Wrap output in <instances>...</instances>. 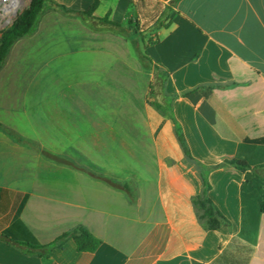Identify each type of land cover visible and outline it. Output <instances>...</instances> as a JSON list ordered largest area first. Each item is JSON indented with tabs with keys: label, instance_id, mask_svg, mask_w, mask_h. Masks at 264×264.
Segmentation results:
<instances>
[{
	"label": "crops",
	"instance_id": "0c3cea01",
	"mask_svg": "<svg viewBox=\"0 0 264 264\" xmlns=\"http://www.w3.org/2000/svg\"><path fill=\"white\" fill-rule=\"evenodd\" d=\"M53 1L88 11L95 0ZM153 1H176L170 27L145 49L169 73L164 89L179 96L172 110L193 157L250 166L209 175L231 229L207 231L198 219L201 173L170 117L149 105L155 67L133 58L139 34L46 8L0 70V264H212L233 239V256L264 264V145L247 142L264 138V0ZM95 15L142 17L132 0H99ZM89 173L132 182L137 203ZM77 226L102 241L95 253L69 240L41 258L10 240L47 245Z\"/></svg>",
	"mask_w": 264,
	"mask_h": 264
},
{
	"label": "trees",
	"instance_id": "16d2710c",
	"mask_svg": "<svg viewBox=\"0 0 264 264\" xmlns=\"http://www.w3.org/2000/svg\"><path fill=\"white\" fill-rule=\"evenodd\" d=\"M175 3L176 1L169 5H164L153 0H132L133 7L139 11L142 17L141 19L136 18L135 21L128 20L126 23L120 24L111 21L108 16L105 18H99L95 15L99 6V0H95L88 11H74L56 4L53 0H31L29 8H27L16 19L13 25L0 31V70L3 67L13 45L19 39L33 33L41 13L46 8L59 11L70 17L81 18L86 25L95 30L108 29L123 33L126 36H129L132 32H134L135 34H139L142 44L146 47L157 42V40L155 41L151 36V32L158 28L170 27L172 22L170 14L174 11L173 5ZM135 45L137 46L138 51H140L139 42H135ZM141 56L143 60L148 61L155 67V76L153 83L151 84V94L155 96V101H149V105L155 107L162 114L170 117L174 123L175 134L183 153L187 159L194 163L200 170L203 180V191L200 195H197L192 199L199 221L207 231L218 230L223 225L227 226L228 229H231V222L221 213L209 196V192L211 191L209 175L212 171L226 166H233L237 170L247 172L250 170V166L237 159L226 160L215 166H207L198 162L193 157L182 127L175 119L172 110V104L179 96H170L164 89L165 83L169 78V73L165 71L161 65L154 63L147 51ZM247 142L264 145V138L247 140ZM70 165L75 166L71 163ZM89 174L93 179L100 180L113 189L124 192L131 204L137 203L138 196L136 188L132 182L126 181L124 183H120L94 173ZM259 210L261 214H264V188L259 202ZM10 240L21 246L25 253L39 256L41 258L50 257L54 250L62 248L69 240H72L75 243L76 250L79 253H95L102 244V241L99 238L95 237L87 228L83 226H77L76 228L65 232L52 243L47 245L38 244L33 237H31V240L28 241H19L13 238ZM235 245L238 246V242L236 239H233L231 245L225 249V251L217 259H215L212 264H248V259L239 260L230 253V247Z\"/></svg>",
	"mask_w": 264,
	"mask_h": 264
},
{
	"label": "built area",
	"instance_id": "2783aa9c",
	"mask_svg": "<svg viewBox=\"0 0 264 264\" xmlns=\"http://www.w3.org/2000/svg\"><path fill=\"white\" fill-rule=\"evenodd\" d=\"M31 0H0V31L13 25L30 6Z\"/></svg>",
	"mask_w": 264,
	"mask_h": 264
},
{
	"label": "rangeland",
	"instance_id": "374dc122",
	"mask_svg": "<svg viewBox=\"0 0 264 264\" xmlns=\"http://www.w3.org/2000/svg\"><path fill=\"white\" fill-rule=\"evenodd\" d=\"M131 39V49H132V53H133V58L137 61V62H139V64L141 65V70H144V71H146V72H148L149 71V69L151 68V65H150V63L148 62V61H145V60H143L142 59V56L141 55H143L146 51V49H145V46L143 45V44H141L139 47H140V51H138V49H137V47H136V45H135V41L133 42V37L131 36L130 37ZM140 44V43H139ZM149 68V69H148ZM150 99H152V96H150L149 97V99H148V101L150 100ZM174 141L177 143V145H178V147H179V149H181V147H180V145L178 144V141H177V139L174 137ZM239 255H240V257H245L246 256V251L245 250H242V249H240V250H238V251H236Z\"/></svg>",
	"mask_w": 264,
	"mask_h": 264
}]
</instances>
